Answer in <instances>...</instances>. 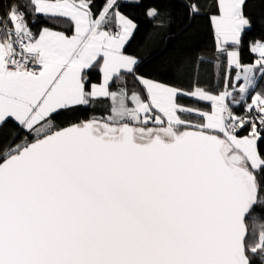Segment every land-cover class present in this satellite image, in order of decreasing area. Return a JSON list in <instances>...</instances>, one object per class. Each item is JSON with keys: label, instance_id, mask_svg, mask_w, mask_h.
Segmentation results:
<instances>
[{"label": "snow or ice", "instance_id": "snow-or-ice-1", "mask_svg": "<svg viewBox=\"0 0 264 264\" xmlns=\"http://www.w3.org/2000/svg\"><path fill=\"white\" fill-rule=\"evenodd\" d=\"M246 5L187 0L217 55L185 57L178 87L125 53L138 26L118 0L0 3V264H264V42L241 62Z\"/></svg>", "mask_w": 264, "mask_h": 264}, {"label": "trees", "instance_id": "trees-1", "mask_svg": "<svg viewBox=\"0 0 264 264\" xmlns=\"http://www.w3.org/2000/svg\"><path fill=\"white\" fill-rule=\"evenodd\" d=\"M4 0H0L3 3ZM105 0H95L94 10H99ZM187 0H118L120 11L137 24V30L129 43L125 45V53L142 59L138 70L141 75L158 79L178 87H187L186 81L178 80L173 75V69L184 60L185 57L198 54L214 58L215 40L210 26L207 10L205 14L190 18L186 7ZM207 2V0H205ZM157 8L161 12L159 20L146 15L148 9ZM246 14L252 19V28L247 30L242 37L241 62L252 63L258 54L249 51L250 42L264 41V3L261 0H247ZM163 21V23H161ZM34 31L41 26L55 27L57 30H66L67 25L56 27L47 21L37 19L30 25ZM226 64V58H221ZM208 77L212 78V64L207 63ZM93 83H100L102 76L98 70L90 73ZM213 83L215 80L213 79ZM117 85H113V90ZM264 88V82L258 81L257 91ZM107 103V101H102ZM181 103L189 106L207 107L205 102H197L188 98ZM239 112V109H234ZM106 114L102 106H97L88 115ZM8 129H5L7 132Z\"/></svg>", "mask_w": 264, "mask_h": 264}, {"label": "rangeland", "instance_id": "rangeland-1", "mask_svg": "<svg viewBox=\"0 0 264 264\" xmlns=\"http://www.w3.org/2000/svg\"><path fill=\"white\" fill-rule=\"evenodd\" d=\"M133 1H136V0H133ZM127 55H131V54H128V53H127ZM254 91H257V89H255Z\"/></svg>", "mask_w": 264, "mask_h": 264}, {"label": "crops", "instance_id": "crops-1", "mask_svg": "<svg viewBox=\"0 0 264 264\" xmlns=\"http://www.w3.org/2000/svg\"><path fill=\"white\" fill-rule=\"evenodd\" d=\"M57 30V29H56ZM262 42H264V41H262Z\"/></svg>", "mask_w": 264, "mask_h": 264}]
</instances>
